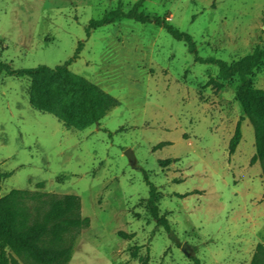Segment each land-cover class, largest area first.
Listing matches in <instances>:
<instances>
[{
    "label": "rangeland",
    "instance_id": "rangeland-1",
    "mask_svg": "<svg viewBox=\"0 0 264 264\" xmlns=\"http://www.w3.org/2000/svg\"><path fill=\"white\" fill-rule=\"evenodd\" d=\"M136 1L0 0V63L54 68L82 42L68 69L119 103L86 129H67L31 108L29 78L2 73L0 173L10 176L0 197L12 189L78 196L90 225L68 264H249L264 246V188L238 78L221 80L154 24L119 19L86 37L91 19ZM140 11L189 34L203 59L232 63L264 48V0H146ZM251 81L264 88V63ZM144 173L170 232L150 215Z\"/></svg>",
    "mask_w": 264,
    "mask_h": 264
},
{
    "label": "trees",
    "instance_id": "trees-1",
    "mask_svg": "<svg viewBox=\"0 0 264 264\" xmlns=\"http://www.w3.org/2000/svg\"><path fill=\"white\" fill-rule=\"evenodd\" d=\"M144 1L137 0L127 11L117 7L100 19H91L85 28L86 37L89 38L93 30L119 19L154 24L174 40L183 42L195 62L215 66L221 80L237 77L239 84L235 98L253 129L255 153L252 162L260 165L264 188V88L255 89L251 81L253 72L264 63V48L255 49L232 63L215 58L203 59L197 55L196 45L189 34L178 31L165 20L150 18L140 11ZM82 47L83 43L79 42L72 58L54 68L40 65L11 70L6 64L0 63V75L5 73L29 78L28 101L31 108L54 116L67 129L82 131L98 123L109 111L119 106L114 97L68 69L79 57ZM240 125L238 121L229 141V154L234 153L240 142ZM167 145L169 143H159L156 150ZM170 162V159H166L162 164ZM9 176L0 173V179ZM144 180L148 187L150 215L158 226L170 232L167 219L159 216L156 187L148 180L146 173ZM89 225V218L81 217V201L76 195L12 189L0 197V264H68L76 238ZM195 264H198L197 260ZM249 264H264L262 244L256 245Z\"/></svg>",
    "mask_w": 264,
    "mask_h": 264
},
{
    "label": "water",
    "instance_id": "water-1",
    "mask_svg": "<svg viewBox=\"0 0 264 264\" xmlns=\"http://www.w3.org/2000/svg\"><path fill=\"white\" fill-rule=\"evenodd\" d=\"M125 156L128 158V160H129V162L131 163V165L134 163V161H135V158H134V156H133V153H132V151L130 150V149H127L126 151H125Z\"/></svg>",
    "mask_w": 264,
    "mask_h": 264
}]
</instances>
